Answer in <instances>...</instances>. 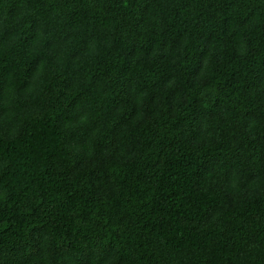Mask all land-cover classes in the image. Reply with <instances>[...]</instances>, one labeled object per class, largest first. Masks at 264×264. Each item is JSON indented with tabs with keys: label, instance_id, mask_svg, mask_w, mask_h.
Instances as JSON below:
<instances>
[{
	"label": "trees",
	"instance_id": "obj_1",
	"mask_svg": "<svg viewBox=\"0 0 264 264\" xmlns=\"http://www.w3.org/2000/svg\"><path fill=\"white\" fill-rule=\"evenodd\" d=\"M0 264H264V0H0Z\"/></svg>",
	"mask_w": 264,
	"mask_h": 264
}]
</instances>
